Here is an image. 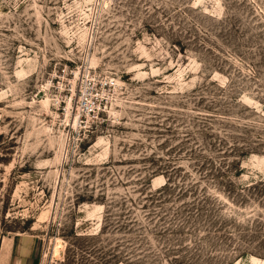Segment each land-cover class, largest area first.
<instances>
[{"label":"rangeland","instance_id":"374dc122","mask_svg":"<svg viewBox=\"0 0 264 264\" xmlns=\"http://www.w3.org/2000/svg\"><path fill=\"white\" fill-rule=\"evenodd\" d=\"M14 232L39 264H264V0H0Z\"/></svg>","mask_w":264,"mask_h":264},{"label":"crops","instance_id":"0c3cea01","mask_svg":"<svg viewBox=\"0 0 264 264\" xmlns=\"http://www.w3.org/2000/svg\"><path fill=\"white\" fill-rule=\"evenodd\" d=\"M36 237L30 233L7 234L0 240V264H39Z\"/></svg>","mask_w":264,"mask_h":264},{"label":"built area","instance_id":"2783aa9c","mask_svg":"<svg viewBox=\"0 0 264 264\" xmlns=\"http://www.w3.org/2000/svg\"><path fill=\"white\" fill-rule=\"evenodd\" d=\"M83 91H84V90H83ZM91 96H92V91H91V90L89 91V93H85V92H84V93H82V96H81V97L79 96V97L81 98V99H80V100H81L80 103H81L83 106H85L86 109H89V108L92 109V108H93L92 105H91V103H90V101H91L90 97H91Z\"/></svg>","mask_w":264,"mask_h":264},{"label":"bare ground","instance_id":"6f19581e","mask_svg":"<svg viewBox=\"0 0 264 264\" xmlns=\"http://www.w3.org/2000/svg\"><path fill=\"white\" fill-rule=\"evenodd\" d=\"M54 244H55V246H54V251L53 252L58 253L60 251V248H61V240L58 239L56 241V243L54 242Z\"/></svg>","mask_w":264,"mask_h":264}]
</instances>
